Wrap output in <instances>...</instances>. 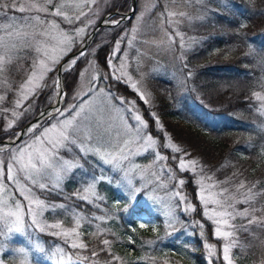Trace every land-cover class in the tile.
Listing matches in <instances>:
<instances>
[{
  "label": "trees",
  "instance_id": "obj_1",
  "mask_svg": "<svg viewBox=\"0 0 264 264\" xmlns=\"http://www.w3.org/2000/svg\"><path fill=\"white\" fill-rule=\"evenodd\" d=\"M217 3L221 9L213 7ZM95 4L98 12L91 13L99 17L96 23L114 9L128 11L131 6L130 0H98ZM166 10L176 14L171 23L179 26L183 46L168 18L161 15ZM102 30L111 36L91 44V55L77 63V72L67 76L69 89L77 88L78 73L89 58L95 59L99 72H104L105 55L114 47L115 40L126 36L117 62L132 37L127 53L129 70L148 94V105L138 102L146 110L144 115L152 111L159 116L164 132L183 150L176 157L195 161L197 175L230 188L242 180L246 193L248 186L254 184L255 198L245 207L250 212L255 209L256 217L264 219V195L260 194L264 193V99L255 95L264 97V0H136L129 20L118 27L102 26L99 32ZM53 79L55 71L47 73L43 83L51 85ZM107 84L114 93L132 98L131 90L122 84L111 80ZM54 93V88L42 87L31 94L21 104L10 131L5 132L0 126V138L13 135L37 111L51 104ZM185 152L190 155L184 156ZM164 153L170 155L167 149ZM7 154L0 155L5 158ZM138 159L145 160L146 156L140 155ZM194 177L195 173L187 177L184 188L196 204V211L188 214L176 208L178 219L172 225L155 211L160 225L154 234L141 228L134 218V213L142 208L151 212L148 206L119 192L113 182L98 184L103 195L98 206L67 199L78 187L68 179L62 191L36 193L46 202L65 205V209L59 208L54 213L45 212L47 221H60L67 227L73 221V213H79L82 221L78 227L79 240L88 248L72 249L62 237L42 232L40 235L47 247L62 246L85 264H92L83 258L91 256L90 250L97 247L98 239L105 238L112 242L111 251L123 264H207L203 242L218 244V250L223 242L213 236L212 222L200 213ZM119 196L122 200L115 204ZM238 206L241 208L240 203ZM98 213L105 216L103 221L93 216ZM231 223L239 225L247 221L237 217ZM98 231L107 234L98 237L95 235ZM51 237L54 244L49 243ZM235 237L237 246L231 252L236 264H264V226L253 224L248 232H235ZM105 259H110L106 253L93 258L96 264H103ZM216 264L225 263L220 259Z\"/></svg>",
  "mask_w": 264,
  "mask_h": 264
},
{
  "label": "snow or ice",
  "instance_id": "obj_2",
  "mask_svg": "<svg viewBox=\"0 0 264 264\" xmlns=\"http://www.w3.org/2000/svg\"><path fill=\"white\" fill-rule=\"evenodd\" d=\"M51 3L52 0H45V4L40 6L30 4L27 5V10L36 9L38 12H48L47 5ZM8 7L9 5L6 3L0 4V15L6 16L7 13L3 9ZM63 7L57 6L55 11L49 14L62 17L69 25H73L77 21L83 22L82 17L87 18L84 12L69 16L65 13ZM76 7H80V5ZM11 8L21 13L26 11L24 4H20L17 8L16 0H13ZM161 15L167 17L168 22L171 23V17L176 14L166 10ZM180 15L183 14L181 13ZM11 19L15 20V17L13 16ZM125 19L129 18L120 16L119 19H112L109 17L111 21L110 26L118 27ZM24 21L26 26L30 27H34L36 24L41 26L45 24L39 15L34 17L25 16ZM29 21L33 22V24L29 25ZM90 26L91 22L85 25V27L75 28L73 35L61 32V56H50L49 52L40 46L39 37L48 35L47 28L41 32L23 33V38L26 41H35L36 58L31 65V74L20 85V91L30 90L34 94L42 87H51L55 89L57 99L55 106H51L49 109L41 112L39 118L36 119V123L31 124L26 129V132L15 133V139L9 141L8 144H4L3 139L0 138V145H3L0 147V154L4 152L9 153L7 158H3L0 155V206L5 209H15L0 212V237H3L7 242H10L13 232H23L26 226H28L34 227L42 233L47 231L55 237H65V245L70 246L72 249H87L88 245L82 240L79 243L76 242V240L80 239L81 234L75 229L60 231L62 227L60 223L48 224L43 220L46 211H55L57 207L64 208L65 205L46 204L44 199H40L36 195V192L44 194L62 191L60 187L61 181L66 176L74 175L76 170L82 169L84 164L89 163V158H91L96 162L92 165L94 168L102 169L108 166L110 170H113L114 175L123 174V177L127 179L130 197L136 199L137 194L146 192L149 189L147 183H143L140 188L132 185L130 177L134 173L126 166L129 158L132 155H142L143 153L154 151L157 161H166L169 157L161 155L159 151H156L157 148H171L175 153L183 151L170 142V137L164 132V125L155 112L147 111V115H144V111L146 110H142L138 102H143L145 105L149 104L148 99H146V93L141 90L138 82L134 81L131 76L125 77L121 70L124 62L120 61L121 69H118L114 63L121 52V44L126 39V36L116 39L114 47L109 53H106L104 58L108 69L106 72L93 76L91 80L87 81L86 87L81 85L79 88L73 87L69 89L67 76L73 72H77V63L86 56L91 55L89 41L93 39L94 33L89 32L87 33L88 39L84 38L86 28ZM105 26H109L107 22ZM11 27V25L4 26L8 38L13 36L20 37L22 35L20 31H8ZM54 27L58 28L59 26L54 25ZM77 43L81 45L79 50L58 70L56 65L60 63L63 57L73 52L74 44ZM181 43L183 46V41ZM27 46L31 48L33 44L29 42ZM100 47H103V45H97V48ZM0 48L4 49V55L0 56V70H3L12 58L13 47L9 45L8 40L0 38ZM6 57L7 59H5ZM50 64L51 67H49ZM53 71L56 72V76L52 80L51 85L47 84L46 81L43 84L36 82L37 80L43 81L45 74ZM37 73H39V76ZM62 74L64 75L63 82L61 81ZM83 75V72L78 73V77ZM188 75L190 77L192 73L189 72ZM110 80L114 81L117 85L122 84L126 90L130 89L133 94L132 98H129L128 95L114 93L111 85L107 84ZM255 95L258 99H264L259 94ZM0 99H3V97H0ZM27 99L28 96L24 95L15 103L19 106L22 100ZM29 108H31V105H29ZM42 123H47L49 126L43 127V131H40L39 135L36 136L35 133L39 131ZM12 127L13 124L10 123L8 129ZM5 131L7 132V129ZM23 135L35 136V139L29 143L28 141L21 140ZM165 138L169 142L161 143L160 141ZM17 141H20V143L17 144ZM136 148H143V153L136 151ZM188 155L190 154L184 153V156ZM171 158L173 161L177 159L174 155ZM194 164L195 161L192 160L187 161L186 164L185 159L181 157L177 165V171L181 173L186 172L189 170V166ZM164 170L173 173L171 166L166 165ZM85 175L87 176L88 174L85 173ZM5 176L9 182L8 184L4 183ZM104 179L105 177L102 173L99 177L91 175L90 179L83 181L82 188L73 192L67 199L91 203L88 194L95 196L97 184L103 182ZM158 179L159 177H157ZM137 183H141V181H137ZM184 185L185 180L180 179L179 188L174 192V195L178 199L176 207L181 212L189 211L188 207H181V203H187L188 200L186 195H182ZM245 187L244 181L241 180L237 189ZM13 188H15L16 193L26 203H22L20 199H16L12 191ZM33 189L36 191H33ZM253 189H255L254 184L248 186L247 193H244L246 198L242 201L243 203L251 204L256 195ZM81 191L84 193L83 195H81ZM228 191L227 188H223L220 193H217V196L223 197V199L210 201L203 196L200 199L204 204V216L211 219L209 211H214L217 217L215 219L217 225L214 233L215 237L227 241L223 245L222 262L233 264V257L230 255V252L233 247L237 246L235 244L236 237L234 233L237 231L248 232L253 224L264 226V219L256 217L254 214L255 209H252L251 212L248 208H245L243 211H236L235 204L241 201H236L234 197L226 196L225 194ZM260 194L264 195V193ZM5 196H7V199H4ZM9 201L12 203L10 204ZM210 203L215 205L216 208L209 209ZM192 210L195 211L194 208ZM25 217H28L29 221H26ZM224 217H228V219H224ZM237 217L246 220L247 223L229 225L228 220H235ZM96 219L103 221L104 217H96ZM222 224L230 227L231 231H222L220 227ZM140 227H145V224L141 223ZM200 227L203 228V224H200ZM106 234V232L101 233L99 231L95 233L98 237ZM111 243L106 238L98 239L97 247L90 250L91 256L84 257L83 259L96 264L93 258L99 257L100 253H106L110 259H105L103 264H116V262L123 264L121 258L111 251ZM206 247L208 249L207 264H216V261L221 258L212 251V245L208 244ZM35 248L37 252L44 251L39 244H36ZM3 251L4 248L0 246V252ZM16 251L25 256L30 255L28 249L21 248ZM59 251L63 252V249L61 248ZM68 259L71 260V257H68ZM0 264H4L3 259H0Z\"/></svg>",
  "mask_w": 264,
  "mask_h": 264
},
{
  "label": "rangeland",
  "instance_id": "obj_3",
  "mask_svg": "<svg viewBox=\"0 0 264 264\" xmlns=\"http://www.w3.org/2000/svg\"><path fill=\"white\" fill-rule=\"evenodd\" d=\"M96 1L98 0H94V2L93 0H52V3L47 5L48 12H38L36 9H32L31 11L27 10V5L36 4L37 6H40L45 4V0H16L17 8L19 7L20 4H24L26 6V11L24 13H21L11 8V4L13 3V0H0V4L6 3L9 5L8 8L3 9V11L7 13V15L6 16L0 15V38H5L6 40H8L9 45L13 47V54L11 60L8 62L7 67L5 69L0 70V97H3V99H0V126L4 129V131L6 129L7 132L10 131V129H8V125L10 123L11 124L14 123V119L18 116L21 107L23 106L21 104L25 100H22L19 106H17L15 102L18 99H21V97L24 95H27L29 97L31 94H33L31 93L30 90H25L24 92L20 91V85L23 84L27 79V76L31 74V65L33 63V60L36 58L35 42L26 41L23 38V33L41 32L44 31L45 28H47L48 35L39 37L40 46L42 47V49H46L49 52L50 56H61L62 55L61 53L62 36L60 35L61 32L66 33L68 35H73L75 28L85 27V25H88L91 22V26L86 28V32L84 34V37H86L87 33H89L92 30V27L96 25V20L99 18L97 15L95 16L93 13H91V11L95 12L97 10V8H95ZM218 1L220 2V0ZM77 5H80V7H76ZM57 6H64L63 10L69 16H74L79 14L80 12H84L86 13V16L88 15V17L87 18L82 17L81 19L83 22L77 21L75 24L69 25L63 20L62 17L53 16L49 14L51 12H54ZM213 7L221 9L218 3ZM36 15H39L41 20H43L45 24L43 26L36 24L34 27L26 26L24 17L25 16L34 17ZM13 16L15 17V20L11 19ZM126 16L128 17V15ZM111 18L116 19L114 18V16H112ZM108 23H111L109 19H108ZM28 24L31 25L33 24V22L29 21ZM173 24L171 25L172 30L174 34H177V39L180 40V42H182L183 34L180 31L177 23H173ZM8 25L12 26L11 28L8 29V31H20L22 35L20 37L13 36L11 38H8V34L4 28V26H8ZM54 25H58L59 27L56 28L54 27ZM98 32L94 36L92 44L94 41H100L103 38L108 39V37L111 36V34L106 30H102L99 33ZM131 39L132 37H130L129 41L126 40L127 41V46H126L127 48H125L126 50H124L122 56H120L121 59L117 62L114 61V63L116 64L118 69H121L120 61H123L124 66L121 70L123 71L125 77L131 76L134 81L138 82V86L141 88V90L144 91V88H142V86L140 85L139 80L137 78H134L133 74L129 70L130 68H129V60L127 53L132 45ZM29 42L33 44V47L30 48L27 46ZM77 44L74 45L76 46ZM3 55H4V49L0 48V56ZM5 59H7V57ZM89 59L90 60H88L86 64L83 66L81 72H83L84 75L79 76L78 79L79 82L77 88H79L81 85L86 87L87 81L91 80L93 76H97L100 73H103L102 71L99 72L95 59L94 58H89ZM49 67H51V64L49 65ZM106 71L104 70V72ZM37 75L39 76V73H37ZM46 75L47 73L45 74L44 78L46 77ZM36 82L41 84L43 83V81L40 80H37ZM146 99H148L147 93H146ZM48 126L49 125L47 123H42L41 128L39 129V131L35 133V135L38 136L39 132L43 131V127H48ZM6 137H10V136H6ZM33 139H35V136L27 135L23 137L21 140L28 141L29 143H31ZM168 142L169 140L167 138L163 139V143H168ZM170 142L174 144V142L171 139ZM19 143L20 141H18L17 144ZM135 150L143 153V148H136ZM165 150L166 149H162V148L156 149V151H159L161 155L168 156L167 154L164 153ZM167 150H169L170 155L168 156L169 158L166 161H157L155 158V152L150 151L148 153L142 154L143 156H146L145 160L143 159L139 160L138 157H140V155H132L129 158V160L126 162L127 168L131 169L132 172L134 173V175L130 177L132 179V185L136 188H140L143 183H147L149 189L146 192L137 194L136 199H134V200H139L141 202L142 201L147 202L145 204L148 205L149 210L153 213L152 214L146 209H143V211L141 212H137L134 215V218L138 222V225H140L141 223L145 224V228L151 234L158 232L160 224L155 216L154 213L155 211L156 213H159L163 217V220L167 222V224H171V225L175 224V222L178 219V214L176 212V208H177L176 205L178 203V199L174 195V192L179 188V180L184 179L186 181L187 177L193 173L196 174V177H194L196 180L195 181L196 197H197V201H199L198 203L201 208L200 213L204 218H206V216H204V204L203 201L200 199V197L203 196L204 198L210 201L214 199H223V197L217 196V193H220L223 188H227L229 190L228 193L225 194L226 196H231L234 197L236 201H241L239 202L241 204V208L240 206H238L239 203L235 204L236 211H243L245 208H248V206L245 207L246 204L242 202L246 198L244 195L246 191L242 189L239 190L237 189L239 182H237L235 185L232 186V188H230L228 187V185L222 186L220 185L221 183L218 184L217 183L218 181L215 182L209 181L207 180V178L205 177L203 178L201 175H197L196 172L198 171L195 164L189 166L188 171L181 173L177 171V165L179 164V159L181 157L179 156L175 160V164H174V161L172 160L171 157L173 155L176 156L175 155L176 153L171 148H168ZM8 156L9 154H7L5 158H7ZM187 161L189 160H185L186 164ZM95 163L96 162L90 158L89 163L84 164L82 169L76 170L74 175L66 176L61 181L60 187L63 188L66 181H68V179H71L78 186L74 191L76 192L78 189L82 188L83 181L85 179H90L91 175H95L99 177L102 173L103 176L105 177L103 182L108 183L111 181L114 184H116L118 188L119 185L121 184L124 193L129 194L127 179L123 177V174L114 175L113 170H110L108 166H105L102 169L94 168L92 165ZM166 165L172 167L174 175L173 173H169L164 170ZM85 173H87L88 175L86 176ZM157 177H159L158 180ZM71 180H69V182H71ZM137 181H141V183H137ZM4 183L5 184L9 183L6 179V176L4 179ZM98 186L99 185L97 184L95 188V193H96L95 196H93L92 194H88V195L93 205L97 204L98 206L99 205L101 206V204H98L97 202L100 200V198L103 197V195L101 192L98 191ZM9 187H11V185H9ZM12 191L15 194L16 199H20L22 203H26L25 201H23V198L20 197L18 193H16L15 188H13ZM33 191H35V189H33ZM186 192L187 191L183 186L182 195L187 196ZM83 194L84 193L81 191V195ZM38 197L42 199V197L40 196ZM187 198H188L187 203H181V207L182 208L188 207L189 208V211H187L188 214L194 213L196 211V204H194L193 201H191L188 196ZM4 199H7V196H5ZM118 200L120 201V196L119 199H117V201H115L114 203L117 204ZM9 203L11 204L12 202L9 201ZM46 204H52V203L46 202ZM60 204L61 202H58V204L56 205H60ZM193 208L195 209V211L192 210ZM214 208H216V206L210 203L209 209H214ZM9 210H15V209L14 208L5 209L2 206H0V212H6ZM56 210H59V207H57ZM55 211H51V212L54 213ZM73 211L71 212L73 213ZM79 216L80 215L78 212L77 215L73 213L72 215L73 221L71 225L67 227L63 226L60 221H53V222L50 220L47 221V219H45L44 216L43 219L48 224L60 223L62 226L60 231H69L72 229L78 231L79 229L78 227H80V225L82 224V221ZM93 216L95 218L101 216L105 218V216H103L102 214L99 215V213ZM209 216L212 217L211 219L208 217L207 218L212 222L213 225L212 232H213V236H215L214 234L215 228L217 227L215 223V219L217 217L215 216L214 211H209ZM224 219H228V217H224ZM25 220L29 221V218L25 217ZM228 222L229 225H232L231 223L232 219H229ZM220 227L222 231H231L230 227H226L223 224L220 225ZM43 233L49 234L47 231ZM61 237L65 239V237L63 236ZM49 240H50L49 243H53V244L55 243V240L52 237ZM220 240L223 242L221 243V250H218L219 246L214 242H210V241L203 242L202 246L205 249L206 254L204 255L206 262H207V254H208V249L206 245L208 244L213 246L212 251L216 253L222 260L223 245L227 243V241L224 239H220ZM236 240L235 242H237ZM76 242L79 243L80 240H76ZM36 244H39L44 249V251L37 252L35 248ZM0 246L4 248V251L0 252V259H3L4 264H9V263L29 264V261L30 264H40L42 261H44L47 264H84L83 262H80L79 259L75 258L73 255H70L67 251H65L62 246L50 245V247H47L42 240L40 231L38 229H35L34 227L26 226L23 232H13L10 237V242H7L3 237H0ZM21 248L28 249L30 255L25 256L16 251L17 249H21ZM61 248L63 249V252L59 251V249ZM232 253L233 252H230V255L233 257ZM68 257H71V260H69ZM33 261H37V263ZM223 263L227 264V262H223ZM236 263L237 262H235L233 258V264Z\"/></svg>",
  "mask_w": 264,
  "mask_h": 264
},
{
  "label": "water",
  "instance_id": "obj_4",
  "mask_svg": "<svg viewBox=\"0 0 264 264\" xmlns=\"http://www.w3.org/2000/svg\"><path fill=\"white\" fill-rule=\"evenodd\" d=\"M131 3H132V8H131V10H130V12L128 13V15L131 17V16H133V12H134V9H135V5H136V3H135V0H131ZM121 15H123V14H125L124 12L123 13H120ZM105 18H107V17H103V19H102V21H100L96 26H94L93 28H92V33H94V35L96 34V32L99 30V28H102V26L103 25H106V22H105ZM109 26L111 25V24H108ZM85 39H88V36L85 38ZM92 41V39L89 41V44H90V42ZM81 47V45L77 48V50H74L71 54H69L66 58L64 57L63 59H62V62H60L59 64H58V66H57V69L59 70L60 68H61V66L63 65V63L64 62H67V60H69L73 55H75V53H76V51H78L79 50V48ZM61 81L63 82V75H61ZM51 106H53V103L52 104H50V105H48V106H46V107H44L43 108V110L41 111V112H44L46 109H49ZM40 112V113H41ZM40 113H36L30 120H28L27 122H25L19 129H18V131H17V133H24V132H26V129L31 125V124H33L35 121H36V119L37 118H39V115L38 114H40ZM13 139H15V136L14 137H12V138H10V139H3V142H4V144H8V142L9 141H11V140H13ZM0 147H2V145H0Z\"/></svg>",
  "mask_w": 264,
  "mask_h": 264
},
{
  "label": "bare ground",
  "instance_id": "obj_5",
  "mask_svg": "<svg viewBox=\"0 0 264 264\" xmlns=\"http://www.w3.org/2000/svg\"><path fill=\"white\" fill-rule=\"evenodd\" d=\"M65 63H66V62H64L63 65H64ZM56 99H57V97L54 96V98H53V106H55V101H56Z\"/></svg>",
  "mask_w": 264,
  "mask_h": 264
}]
</instances>
